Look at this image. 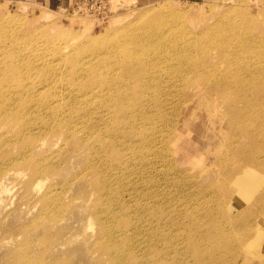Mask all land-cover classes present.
<instances>
[{"label": "rangeland", "instance_id": "1", "mask_svg": "<svg viewBox=\"0 0 264 264\" xmlns=\"http://www.w3.org/2000/svg\"><path fill=\"white\" fill-rule=\"evenodd\" d=\"M2 1H9L7 2L9 3L8 6ZM22 1L0 0V17L2 15L10 16L12 12L14 14L11 15L15 16L16 14L15 17H7L6 20L9 24L12 23L13 18L36 20L40 15L39 12L50 7L60 11L52 17V20L59 24L58 28L55 29L56 32L52 35L62 30L67 34L84 33L83 36L86 35L87 38L95 37L115 30L126 22L139 24L141 20L148 21L160 17L165 22L166 20L161 14L167 12L171 14L167 17L170 21H166L164 26L165 28L172 26L170 33L174 35L178 33L179 35L184 27L193 32H205L199 43L195 45L192 62L194 65L203 66L195 72L203 71L199 72L196 77H193L195 72L193 74L189 72L187 77L182 76V80L188 82L182 86L171 85L173 81L181 80V78L163 73L161 74L163 76L161 81L158 82L156 79L152 88L155 95L149 94L153 102L147 107V110L152 111V115L156 116L154 122L159 129L157 133L159 138L155 139L156 144L152 150L167 156L169 161L164 164L162 162L157 163L155 160L152 166L140 160L136 163V170L131 167L130 177L133 178L138 172L141 183L138 188H134L133 203L135 210L128 207L125 213H134L135 221L133 223L135 225V222H147L144 217H152L150 214L160 208L150 220L152 227L150 235L144 238V233L141 234L136 248L139 251H145L144 240H163L161 243L154 244L156 247L153 249L152 258L149 259V262L153 264H264V211L259 212L255 208L251 210L246 204L249 192L264 185V100L261 96L263 86L260 83L264 79L262 77L264 73L255 71L258 75L251 79L254 82L251 87H237L235 84L243 81L242 71L230 67L232 82L223 79L227 86L221 91H217L215 88L212 89V82L219 78L218 76L231 75L225 69L228 65L230 66V63L226 59L218 57L217 53H220L218 47L214 49L216 53L214 60H217V63H212L207 52H202L207 47L217 46L209 40L208 27L216 25L219 20L224 19L225 15L232 16V20L236 18L237 21L253 16L251 18L252 23L259 25L255 32L261 34L262 40H264V0H135L133 3L123 2V0H66L55 7L36 0H28L36 3L27 9H25L26 7L23 8L26 4ZM160 1L162 2L160 3ZM33 6L37 7L34 8ZM40 6H44L42 7L44 9ZM6 9L8 10L6 11ZM175 16L183 20L175 21ZM2 20L3 18L0 22ZM171 20L174 21V24ZM51 21H46L45 24L42 21H36L33 27L43 28V24L48 25ZM46 37L47 35H38L33 42L45 41ZM168 39L173 41L175 36H169ZM180 39L181 36H178L175 41ZM236 42L245 43L244 40L240 39H236ZM3 45L4 43L0 42V47ZM142 47L143 50L136 49L151 53L152 48L149 46ZM257 47H251L249 57L253 59L252 62H263L264 42L263 45H257ZM13 55V53H0V72L9 68L6 64ZM51 58H55L53 54H51ZM68 64L72 65L70 62ZM117 67L118 64L114 66L115 69ZM161 68L171 72L165 65L129 62L121 67L123 75L126 76L122 81L129 82L132 90L137 92L139 88L143 87V80L153 77H145L148 74L146 70L148 72L156 70V73L153 74L155 75L161 73ZM174 68H176L175 64L173 70ZM15 70L18 69L12 68L9 71L13 74L14 79L23 81L40 79L38 70H34V74H31L29 78H25L23 71ZM211 72L214 74L211 75ZM87 81L89 79L78 80L76 84L83 85ZM92 82L88 88L95 86V81L92 80ZM161 84L170 87L173 93L160 95L157 92V87ZM57 90L59 91L51 93L52 98L63 97L68 94L62 87ZM180 90L182 98L177 102H172L170 98L173 95L176 96ZM245 90L248 91L245 93ZM40 91L49 94L53 90L49 85H46ZM121 91V88L117 89L115 96H118ZM24 93H20L19 99L26 96ZM74 93L81 97L82 92ZM98 94H100L98 89H93L88 93V96L96 95L91 100L94 105L98 103ZM224 94L230 96L232 94V98L238 102L236 104L237 110H242L244 113L243 122L238 124V129L234 130L232 124V132L226 125ZM168 96L169 99H167ZM111 98L113 97L108 99ZM136 102H143L140 94H135L133 101L124 107L128 108ZM103 110L107 112L106 114L113 113L105 105ZM166 113L169 114V117L162 125L161 117ZM126 114L130 116L131 112L128 111ZM255 132L256 137L251 135ZM139 138L141 139L134 141L137 142V144L134 143L135 146L149 143L142 139L144 133L141 132ZM56 139L55 136H48V140H51L52 143H55V147H58ZM58 143L60 144L61 141ZM99 144L113 149L111 142L101 141ZM77 148L81 149L82 153H90L89 149H82L80 145ZM150 148L151 146H145L143 151L149 152ZM136 152L140 153L141 151L136 150ZM128 155L133 159L136 153L131 150ZM80 157L76 155L72 164L69 163L62 173L59 172L58 176L61 183L73 184V176L80 169H83V165L88 161L82 162ZM8 167L17 166L10 165ZM68 168H71L72 172H68ZM107 174L106 169L94 173V176L89 171V175L92 177L85 174L78 181L81 189L77 191L67 190L63 193V200L70 203V206L68 210H65L66 216L63 218L60 227L57 228L54 227V221L40 226L35 224L38 218L36 216L41 208L39 205L40 197L45 193L47 183L37 194H33L30 188L27 194L22 188V183L11 181L8 184L9 190L4 192L6 199L1 206L0 238L7 236L19 241L29 238L27 243L32 242L31 253L34 257H38L42 253L44 245L47 243L43 245V242L48 239L49 243H52V247L49 246L45 251L54 260L65 259L68 264L70 262L71 264L74 262H76L75 264H108L110 262L107 253L108 247L96 243L97 240H100V226L96 214L95 219H93L96 208L94 195L97 193L98 177ZM155 175L162 177L160 180L163 184L160 185V188L153 187L151 194L154 191L155 193L148 196L150 190L144 184L151 182L156 177ZM166 175H169L168 179H163ZM36 179L37 177L34 181ZM43 179L47 180L46 178ZM165 184H168L169 188ZM178 184L180 187L188 188L189 193L176 194L175 185ZM229 184L232 186V200L226 191ZM160 191L163 194H160ZM234 191L239 194L234 196ZM125 196L129 198L127 194ZM259 199L260 203L264 204V196H258ZM129 205L132 206V201ZM139 213H142L141 219H139ZM91 214L92 218L90 217ZM104 215L108 216L109 214L105 213ZM91 219L95 222L94 228L89 226ZM130 222L132 221L127 215L119 214L116 217V224H121L124 231L136 230L139 232L142 226L133 225L134 228H131ZM28 224H32L34 227L27 228ZM17 248L18 245L2 246L0 264H6ZM70 253L74 254L75 261ZM4 257L6 262L3 260ZM48 258L50 259V256ZM144 258L139 253L135 254L131 260H134L135 264H143Z\"/></svg>", "mask_w": 264, "mask_h": 264}, {"label": "bare ground", "instance_id": "2", "mask_svg": "<svg viewBox=\"0 0 264 264\" xmlns=\"http://www.w3.org/2000/svg\"><path fill=\"white\" fill-rule=\"evenodd\" d=\"M124 1L133 3L135 0ZM4 2L2 1V3ZM22 2L26 4L23 6V8L26 7L25 9L36 3L28 0ZM8 4L6 5L8 6ZM33 7L31 8L33 9ZM58 12L60 11L47 7L39 12L40 15L36 20L32 18V20L14 19L13 17L16 14L13 16L11 15L14 14L13 12H8L11 14L7 17L13 16V20L10 18L13 24H9L6 20L7 17L4 15L0 17V20L3 18L0 22V42L4 43L0 47V53L14 54L7 61L6 66H9V68L0 72V212L6 199L4 192L9 190L8 184L11 181L22 183V188L27 194L29 188L33 194H37L47 183V189L40 197L39 205L41 208L36 216L38 218L35 224L40 226L54 221V227H60L63 218L66 216L65 210H68L70 206V203L63 200V193L67 190L77 191L81 189L78 181L82 175H89V171L93 175L106 169L108 174L98 177L99 184L97 193L94 195L96 208L93 219H95L96 214L100 226V240H97L96 243L108 247L107 253L111 264H135L131 258L139 253L145 257L143 264H146L152 258L153 249L156 247L154 244L161 243L163 240H144L145 251H139L136 249L138 238L143 233L144 238L150 235L152 229L150 220L158 213L160 208L155 211L156 213L154 212L155 214H150L152 217H144L147 222H135V225L142 226L139 232L136 230L124 231L121 224H116V217L119 214L127 215L132 221L130 222L131 228H134V213L127 214L125 210L128 207L135 210L133 203L134 188H138L141 182L138 172L133 178L130 177L131 167L136 170V163L140 160L152 166L155 160L157 163L162 162L164 164L169 161L167 156L161 155L159 151L152 150L156 144L155 139L159 138L157 135L159 129L154 122L156 116L152 115V111L147 110V107L153 102L149 94L155 95L152 89L156 83L155 81L156 79L158 82L161 81V78H163L161 74L167 73L170 74L169 76L181 78V80L173 81L171 85L178 84L182 86L184 83H188L182 80V76L187 77L189 72L193 74V72L203 67L198 64L194 65L192 62L195 45L199 43L205 32H193L184 27L179 35L178 33L175 35L170 33L172 26H169L170 28L164 26L166 21H170L167 17L171 14L167 12L161 14L166 20L165 22L160 19L161 17L148 21L140 19L139 24L126 22L115 30H110L95 37L87 38L86 35L83 36L84 33L67 34L62 30L52 35L59 25L52 20V17ZM174 18L175 21L183 20L178 16ZM251 18H241L237 21L236 18L232 20V16L225 15L224 19L219 20L216 25L208 27L209 40L217 46L207 47L202 52H207V56L212 59V63H217L218 61L214 60L216 57L214 49L218 47L220 53H217V55L230 63V66L228 65L225 69L231 73L230 76H218L219 78L214 79L215 81L211 85L212 89L215 88L217 91L224 89L227 84L223 79L232 82L231 68H236L242 71L243 74L241 75L243 81L235 84L237 87H251L254 84L251 79L258 75L255 71L264 73V61L252 62L253 59L249 57L251 47L256 48L257 45L261 46L264 42L262 40L263 36L255 32L259 25L252 23ZM36 21H42L44 24L46 21H51V23L48 25L43 24V28H36L33 27ZM171 22L174 24V21L171 20ZM38 35H47V37L45 41L33 42ZM169 36H175V40L178 36H181V39L170 41ZM236 39L244 40L245 43H238ZM142 46L152 48L151 53L136 49L143 50ZM51 54L55 57L54 59L51 58ZM69 62L72 65H69ZM129 62L165 65L171 72L161 68V73L153 75L156 70L154 72L146 70L148 74L145 77H153L143 80V87L134 92L129 82L122 81L126 76L123 75L121 67ZM116 64H118L117 69L114 68ZM174 64L176 68L173 70ZM12 68L18 69L15 71H23L25 78H29L31 74H34V70H38L40 79L36 81L14 79L13 74L9 72ZM202 71L195 72L193 77H196ZM213 74L214 72H211V75ZM128 76H131V74H128ZM262 77L264 78V74ZM82 79H89V81L83 85L76 84L78 80ZM92 80L95 81V86L88 88L93 83ZM260 83L263 86L261 96L264 100V79ZM46 85H49L53 90L49 94L40 91ZM61 87L68 94L63 97L52 98L51 93L58 92L57 89ZM120 88L122 91L118 96H115L117 89ZM93 89L100 91L98 103L95 105L91 100L96 95L88 96V93ZM170 91L171 88L165 84L157 87V92L160 95L172 94L173 91ZM21 92H25L26 96L19 99ZM74 92H82L81 97ZM135 94H140L143 102H136L128 108L124 107L133 101ZM224 96L226 125L232 132V124L234 130L238 129V124L243 122L244 113L242 110H237L236 104L238 102L232 98V94L231 96L224 94ZM109 97L113 98L108 99ZM169 98L168 96L167 99ZM180 98H182L181 90L178 91L176 96L173 95L170 100L177 102ZM130 99L131 101H129ZM104 105L113 113L106 114L107 112L103 110ZM128 111L131 112L130 116L126 114ZM168 117L169 114L167 113L162 115V125L165 124ZM141 132L144 133L142 139L149 143L135 146L137 142L134 141L141 139L139 138ZM49 135L57 138L56 145L58 147H55V143L48 140ZM251 135L256 137V132ZM101 141L111 142L113 149L106 148V145H100L99 142ZM78 145L82 149H89L90 153H82V150L77 148ZM145 146H151L149 152L143 151ZM6 147L9 150L5 149ZM135 149L143 153L136 152ZM131 150L136 153L133 159L128 155ZM75 154L82 157H80L82 162L84 160L88 161L83 165L84 168L73 176V184L65 185L60 182L58 174L60 171L62 173L69 163L72 164ZM10 165H16L17 167L10 168L8 167ZM77 166L79 167V165ZM67 170L72 172L71 168ZM36 177L37 179L34 181ZM168 177L169 175H166L163 179H168ZM161 178L156 176L151 182H145L144 186H148L150 190L148 196L155 193L154 191L151 194L153 187L160 188V185L163 184ZM165 185L169 188L168 184ZM175 186L176 194L189 193L188 188L180 187L179 184ZM226 188L232 200V186L229 184ZM159 193L163 194L161 191ZM125 194L129 198H126ZM238 194L237 191H234V196ZM248 195L246 199L247 206L251 210L255 208V210L263 212L264 204L260 203L261 198L258 200V196H264V185L257 187L256 190H251ZM131 201L132 206L129 205ZM141 208L143 207L141 206ZM105 213L109 215L106 216ZM90 217L92 218V214ZM141 218L142 213H139V219ZM93 219H91L89 226L94 228L95 222ZM1 226L2 222L0 220V229ZM32 227H34L32 224L27 225V228ZM61 230L64 229L61 228ZM13 239V237L7 236L0 238V249L5 245L9 247L18 245L14 255L12 253L7 262L5 257L3 258L6 264H68L65 259L57 261L47 254L45 249H48L49 246L52 247V243H49L48 239L44 240L43 245L47 243L38 257H34L31 253L32 242L27 243L29 238L22 241ZM70 254L73 258L74 254ZM48 256H50V259ZM148 264L153 263L149 262Z\"/></svg>", "mask_w": 264, "mask_h": 264}, {"label": "crops", "instance_id": "3", "mask_svg": "<svg viewBox=\"0 0 264 264\" xmlns=\"http://www.w3.org/2000/svg\"><path fill=\"white\" fill-rule=\"evenodd\" d=\"M36 1L55 7V6H58L59 4H62L66 0H36Z\"/></svg>", "mask_w": 264, "mask_h": 264}]
</instances>
